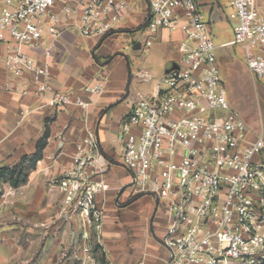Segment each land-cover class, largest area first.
Instances as JSON below:
<instances>
[{"label": "built area", "instance_id": "2783aa9c", "mask_svg": "<svg viewBox=\"0 0 264 264\" xmlns=\"http://www.w3.org/2000/svg\"><path fill=\"white\" fill-rule=\"evenodd\" d=\"M229 8L233 44L261 78L264 6L229 0ZM126 9L122 0H0V44L9 76L4 88L36 96L51 111L88 106L80 94L54 86L55 42L69 31L102 38L117 28ZM145 27L179 30L183 38L176 67L163 74L165 87L158 82L152 92L137 94L120 124L116 139L120 164L130 175L126 186L166 207L161 242L171 262L264 264V136L249 138L247 123L227 99L209 22L197 0H150ZM104 88L98 78L81 90L99 96ZM98 148L88 132L75 143L58 181L64 203L81 218L85 245L92 230L99 239L103 209L96 196L110 189L97 165Z\"/></svg>", "mask_w": 264, "mask_h": 264}, {"label": "crops", "instance_id": "0c3cea01", "mask_svg": "<svg viewBox=\"0 0 264 264\" xmlns=\"http://www.w3.org/2000/svg\"><path fill=\"white\" fill-rule=\"evenodd\" d=\"M122 1L127 9L113 32L98 38L69 31L55 42L53 84L80 94L89 103L86 107L70 104L51 111L41 108V100L36 96L6 90L4 82L9 76L4 66L5 48L0 44V165L12 166L24 154L34 153L46 127L49 131L42 158L27 182L16 188L4 183L6 204L0 203V214L19 217L25 224L28 239L47 237L54 249H59L68 235L78 237L83 226L81 218L64 203L65 194L58 181L70 166L75 143L93 132L99 147L97 165L110 186L108 191L96 196L103 209L99 242L104 247L107 264H176L171 262L161 242L169 222L168 211L152 196L133 195L126 189L130 175L120 164L116 135L136 95L152 92L156 84L149 91L140 92L132 86V78L150 83L158 68L165 72L176 63L183 33L146 28L150 0ZM197 1L209 23L222 19L219 4L227 2L229 6V0ZM215 45L231 107L247 123L249 138L256 133L264 136V76L257 78L247 69L239 46V54L228 49L234 45L233 34ZM135 61L151 63L133 71L131 63ZM98 78L105 81L101 95L81 90ZM140 208L145 209L143 213Z\"/></svg>", "mask_w": 264, "mask_h": 264}, {"label": "rangeland", "instance_id": "374dc122", "mask_svg": "<svg viewBox=\"0 0 264 264\" xmlns=\"http://www.w3.org/2000/svg\"><path fill=\"white\" fill-rule=\"evenodd\" d=\"M256 1L260 6H264V0ZM219 7L222 10V19L209 23L210 36L217 45L222 41L228 40L231 34H233L234 23L231 19L227 18L230 11L227 2H224L223 5L219 4ZM206 20L208 21L207 16ZM228 49L239 54V47L236 45L230 46ZM149 63L151 62L138 63L135 61L131 63V67L134 71L136 67H146ZM163 74L162 69L158 68L156 75L150 83H144L141 80L139 81L138 78L133 77L132 86H136V91L140 92L149 91L158 82L162 87H165V83L162 81ZM4 183V181L0 180V203L2 202V204H6L3 203L6 193ZM143 210L145 209L140 208L142 213ZM136 211L138 212V208ZM142 216L143 214H140V217ZM83 229L84 226H82L78 237L70 238V235H68L61 247L54 249V245L47 237L45 239H38L36 237L28 239L25 224L19 217L1 213L0 264H107L104 247L99 242L96 232L93 230L90 232V239L85 245L81 238ZM85 246H88V252L84 251ZM52 248L53 253H51Z\"/></svg>", "mask_w": 264, "mask_h": 264}, {"label": "trees", "instance_id": "16d2710c", "mask_svg": "<svg viewBox=\"0 0 264 264\" xmlns=\"http://www.w3.org/2000/svg\"><path fill=\"white\" fill-rule=\"evenodd\" d=\"M48 134L49 131L46 127L42 137L36 142L34 153L24 154L20 161L12 166L0 165V180L14 188L25 184L30 172L35 169L37 162L42 158V151L46 145Z\"/></svg>", "mask_w": 264, "mask_h": 264}, {"label": "water", "instance_id": "95a60500", "mask_svg": "<svg viewBox=\"0 0 264 264\" xmlns=\"http://www.w3.org/2000/svg\"><path fill=\"white\" fill-rule=\"evenodd\" d=\"M176 67V64L175 63H173L172 65H171V68H175ZM169 69H167L165 72H167ZM155 199V201L156 202H158V199L157 198H154Z\"/></svg>", "mask_w": 264, "mask_h": 264}]
</instances>
